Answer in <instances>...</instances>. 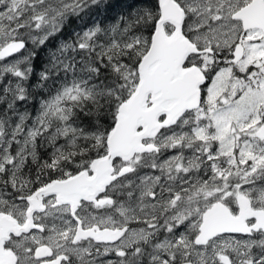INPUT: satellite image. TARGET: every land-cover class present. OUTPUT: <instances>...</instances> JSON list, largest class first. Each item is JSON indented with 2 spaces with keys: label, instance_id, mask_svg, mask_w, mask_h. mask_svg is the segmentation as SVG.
Masks as SVG:
<instances>
[{
  "label": "snow or ice",
  "instance_id": "1",
  "mask_svg": "<svg viewBox=\"0 0 264 264\" xmlns=\"http://www.w3.org/2000/svg\"><path fill=\"white\" fill-rule=\"evenodd\" d=\"M0 264H264V0H0Z\"/></svg>",
  "mask_w": 264,
  "mask_h": 264
}]
</instances>
